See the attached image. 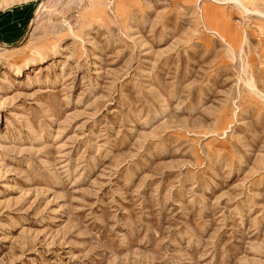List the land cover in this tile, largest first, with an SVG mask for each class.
Segmentation results:
<instances>
[{
	"label": "rangeland",
	"instance_id": "rangeland-1",
	"mask_svg": "<svg viewBox=\"0 0 264 264\" xmlns=\"http://www.w3.org/2000/svg\"><path fill=\"white\" fill-rule=\"evenodd\" d=\"M0 264H264V0H0Z\"/></svg>",
	"mask_w": 264,
	"mask_h": 264
},
{
	"label": "bare ground",
	"instance_id": "bare-ground-1",
	"mask_svg": "<svg viewBox=\"0 0 264 264\" xmlns=\"http://www.w3.org/2000/svg\"><path fill=\"white\" fill-rule=\"evenodd\" d=\"M32 65V64H31ZM33 67V66H32ZM24 69V68H23Z\"/></svg>",
	"mask_w": 264,
	"mask_h": 264
}]
</instances>
